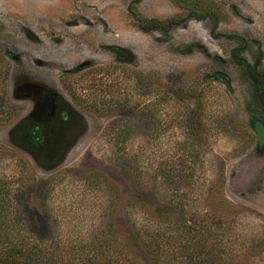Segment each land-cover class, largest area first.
Returning a JSON list of instances; mask_svg holds the SVG:
<instances>
[{
	"label": "rangeland",
	"instance_id": "374dc122",
	"mask_svg": "<svg viewBox=\"0 0 264 264\" xmlns=\"http://www.w3.org/2000/svg\"><path fill=\"white\" fill-rule=\"evenodd\" d=\"M258 85L264 0H0V181L47 243L159 224L180 264H264Z\"/></svg>",
	"mask_w": 264,
	"mask_h": 264
},
{
	"label": "trees",
	"instance_id": "16d2710c",
	"mask_svg": "<svg viewBox=\"0 0 264 264\" xmlns=\"http://www.w3.org/2000/svg\"><path fill=\"white\" fill-rule=\"evenodd\" d=\"M257 88L263 89L261 85ZM8 114L2 109L0 123ZM16 204L18 198L9 191L5 181H0V264H180V252L174 243L178 237L172 236L178 231L174 226L133 224L128 226V244L121 243L118 237H110L117 235L111 228L108 233L91 231L82 240L47 243L45 239L50 235L45 223L49 218L48 210L34 213L28 208V199L24 212L17 209ZM24 219L27 222L37 219L39 226L26 227L21 224ZM171 222L177 224L175 220ZM167 232L169 235L165 238ZM212 255L215 257L211 262L216 264L218 255ZM182 257V264L194 263L191 253Z\"/></svg>",
	"mask_w": 264,
	"mask_h": 264
},
{
	"label": "water",
	"instance_id": "95a60500",
	"mask_svg": "<svg viewBox=\"0 0 264 264\" xmlns=\"http://www.w3.org/2000/svg\"><path fill=\"white\" fill-rule=\"evenodd\" d=\"M214 78L220 79L229 89L232 88L230 77L223 71H216L213 75ZM259 102L264 107V91H261L258 95ZM255 130L258 138L259 145L264 144V123L261 120H257L255 123Z\"/></svg>",
	"mask_w": 264,
	"mask_h": 264
},
{
	"label": "flooded vegetation",
	"instance_id": "af4514ba",
	"mask_svg": "<svg viewBox=\"0 0 264 264\" xmlns=\"http://www.w3.org/2000/svg\"><path fill=\"white\" fill-rule=\"evenodd\" d=\"M259 92H258V94H257V99H258V95H259V93L261 92V91H264V89H260V90H258ZM258 101H259V99H258ZM260 103V102H259ZM261 105V104H260ZM264 108V107H263ZM59 115H60V117H62L63 119H68V117H70L69 116V112L65 109V108H62V109H60V113H59ZM61 118V119H62ZM257 121V120H256ZM256 121H255V123H256ZM263 122V121H262ZM44 130H45V125L42 123H40V124H38L37 126H35L34 127V130H33V132L36 134V136L34 137V136H32V138H33V140H34V142L36 143V144H41V142H42V135H43V132H44Z\"/></svg>",
	"mask_w": 264,
	"mask_h": 264
}]
</instances>
